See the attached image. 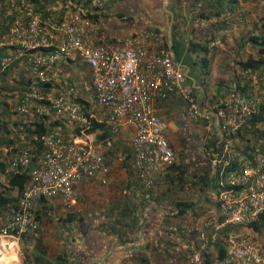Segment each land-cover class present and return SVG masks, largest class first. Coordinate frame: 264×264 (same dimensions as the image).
Segmentation results:
<instances>
[{
    "label": "built area",
    "instance_id": "1",
    "mask_svg": "<svg viewBox=\"0 0 264 264\" xmlns=\"http://www.w3.org/2000/svg\"><path fill=\"white\" fill-rule=\"evenodd\" d=\"M111 1L59 2L60 16H44L26 6L0 35V50L9 51L0 55V75L15 62L26 66L22 73L25 90L19 97L17 111L28 116L63 119L67 131L64 134L60 127L49 130L39 153L28 147L8 160L9 172L18 174L30 168V177L16 205L4 215L0 227L2 237L17 240L25 235L39 237L40 224L35 216L39 198L58 199L70 208L77 203L76 189L81 182L106 185L109 167L103 152L111 147L124 126L135 130L134 167L139 181L150 188L158 174L175 161L166 134L167 125L155 113L157 100L179 94L186 102L190 117L206 121L208 130L213 126L212 112L198 107L192 90L186 85L184 72L161 47L158 32L147 31L120 44L102 41L92 16L103 11ZM155 46L158 49L153 51ZM73 54L90 68L93 108L100 110L102 120L91 111V104L85 110V105L75 98L45 87L52 84L51 69ZM260 101V97L247 99L232 91L227 102L215 106L212 111L220 128V141L222 133L233 134L239 130ZM93 119L104 122L112 137L99 143L89 141L87 130ZM233 153L228 141L220 158L213 161L221 165L217 183L222 190L216 198L217 209L207 211L204 224L199 225L212 230L211 240L225 226L247 225L264 210V159L258 157L253 164L241 165L238 172L223 175ZM219 219L222 221L218 222ZM238 237H229L230 259L241 264H264V252ZM201 240L200 248L205 250L207 239L203 233ZM199 257L197 253L193 261L198 262Z\"/></svg>",
    "mask_w": 264,
    "mask_h": 264
},
{
    "label": "trees",
    "instance_id": "2",
    "mask_svg": "<svg viewBox=\"0 0 264 264\" xmlns=\"http://www.w3.org/2000/svg\"><path fill=\"white\" fill-rule=\"evenodd\" d=\"M66 1L25 0V5L47 16L52 15L51 5L57 2L65 4ZM180 1L174 0L177 5L181 4ZM18 2L14 10L6 11L3 8L0 12L2 21L0 35L8 29L12 20L20 15L24 6ZM183 3H191L193 10L200 8L195 19L198 22L206 19L219 21L225 17V24L223 23L217 30H226L229 27L227 16L236 12L240 0H184ZM92 18L95 21L97 19L96 16ZM212 39L213 37L202 43L190 42L188 45L189 51L196 56L202 54L197 59L205 75L209 72L208 54ZM240 41L236 46L239 72L235 70L234 73L233 92L247 99L261 98L255 112L244 119L240 129L233 134L222 133L221 141L216 131L207 134L202 139L199 149L197 147L191 149V146L183 147L181 150L173 149L174 163L160 172L148 189L143 186L136 174L132 149L122 141L111 144V147L103 152L109 167L108 181L111 174L120 170L124 172L126 180L123 183L119 182L117 195L105 200L104 206L97 212L93 211L92 206L84 205V196L77 195L76 205L70 207L63 216L55 217L56 224L59 222L65 227L75 228L81 239L79 247L69 245L68 252L46 260L42 249L37 248L40 236L32 237L35 253L32 254V259L27 253L24 254L23 264H71L75 263L77 257L80 258V264H99L97 260L111 248L135 244L138 240L140 244L124 250L123 258L116 264H241L231 260L228 255V240L233 235H238L239 239L248 241L264 252V210L247 225L225 226L212 240L210 239L212 230L199 226L204 224L206 212L215 210L218 206L216 198L222 189L218 186L217 179L221 165H215L213 161L220 158L223 145L229 141L234 152L229 165L224 168L223 175L238 172L241 165L253 164L258 157L264 159V13L258 21L252 23L249 30H245ZM8 53V50H0V55ZM17 63L12 64L0 75V131L5 134L4 145L9 149L7 153L0 150V176L5 179L4 183L0 182V227L5 213L16 205L30 177V168L18 174L9 172L8 160L14 153L28 147L36 149L39 153L43 137L49 130L60 127L64 134L67 133L63 119L56 120L46 115L42 117L23 115L17 111V105L11 107L8 104L9 96L19 99L25 90L21 78L18 77L17 81L12 78L15 86L8 81V76L12 73L11 68ZM256 73L254 82L253 77ZM45 87L48 91L54 89L51 83ZM77 102L84 104L85 110L90 108L84 99L79 98ZM90 123L87 130L89 141L99 143L112 137L109 127L104 122L93 119ZM10 128L18 130L20 134H13ZM0 144L3 147V143ZM35 158L36 155L32 161ZM97 185L98 188L103 187L100 191L108 186ZM211 188L215 200L208 195ZM50 200L43 197L36 202L35 216L39 224L43 222V218L52 214L50 210L54 207ZM61 205L63 206L62 203ZM82 205L84 206L81 207ZM77 206L80 208L78 211ZM220 221L222 219L218 220ZM140 231L141 236L138 239ZM201 233L207 239L205 250L200 248L203 243ZM25 238L26 236L21 237L23 240ZM197 253L200 254L199 261L194 262V255ZM110 255L106 259V264L108 262L110 264L115 257Z\"/></svg>",
    "mask_w": 264,
    "mask_h": 264
},
{
    "label": "crops",
    "instance_id": "3",
    "mask_svg": "<svg viewBox=\"0 0 264 264\" xmlns=\"http://www.w3.org/2000/svg\"><path fill=\"white\" fill-rule=\"evenodd\" d=\"M181 4H176L174 0H113L111 1L103 11L94 15L97 17V29L102 38V41L107 44H120L125 40L133 37L141 36L147 31H156L160 34L161 47H164L171 55L174 63L178 65L186 76V85L192 90V94L196 98L198 107L211 113L212 127L208 130V123L204 120L196 121L190 117L186 111V102L179 94L168 97L165 100H157L155 103V113L163 119L167 125V138L175 150H181L183 147L188 146L190 142H193L195 136H201L203 133L210 135L217 132L220 141V128L217 124L218 121L214 116L212 109L228 101L230 93L234 89V73L235 70L239 72V67L236 63L237 61V44L241 41V36L244 34V28L247 30L251 28V24L258 21L259 17L257 13L262 11L261 1H253V3L241 4L235 13L227 16V23L229 27L225 30H217L218 27L225 24V17L217 20H204L202 22L196 21V17L199 13L200 8L192 9L193 5L191 3H183L184 0L180 1ZM192 6V7H191ZM202 9H204L202 7ZM191 10H193L191 12ZM261 18V17H260ZM252 20V21H251ZM244 31V32H243ZM213 37L209 43L210 53L208 58L210 60L209 72L205 75L198 64L197 57L202 56L192 53L188 49L190 42H204L206 39ZM225 42V43H224ZM222 43H224L222 45ZM158 46H155L152 50L156 51ZM17 63V62H15ZM19 64V63H18ZM22 64V63H20ZM24 65V64H23ZM25 66V65H24ZM87 67L88 73L87 77L89 81L85 83L84 79L80 75V67ZM26 67V66H25ZM62 70H67L71 76L69 79V86L65 89L66 92L60 91L58 88V83L60 84L64 75ZM15 81L18 77L21 78L22 74L19 72L15 75ZM20 74V75H19ZM66 74V72H64ZM50 76L52 79V87L57 88V93H65L69 95L70 98L77 99L81 98L91 104V111L94 112L95 116L102 120L103 115L100 110L94 106V96L91 88V71L90 68L83 63L76 54L68 57L67 59L59 62L51 69ZM256 75L254 74V82H256ZM11 83V82H10ZM13 86L16 85L14 80H12ZM8 104L13 107L18 105V97L10 98L7 101ZM123 129V130H122ZM135 136V130L131 126H124L120 129L119 134L115 136L114 141H122L132 149V142ZM133 151V150H132ZM121 153H119L120 155ZM117 178L115 175L109 177L107 184L109 191L103 192L100 197L106 200L113 195H117L116 190L120 188V183L116 182ZM5 179L2 176L0 179L1 183H4ZM126 181V180H125ZM92 182H81L77 186V195L85 196L90 195L91 192L95 196H99V191L101 188ZM105 187V188H108ZM110 192V193H109ZM51 205L55 208L50 210L52 215L55 211L59 209L63 216L67 210L70 208H64L58 199H51ZM77 211L80 209L76 207ZM57 216V217H60ZM64 226V225H63ZM65 227V226H64ZM63 230L62 236H64V245L52 246L48 240L53 234L51 232L45 233L43 230L39 233L40 244L37 246L39 250L42 249L44 254V259L50 260L56 257L58 254L63 252H68L69 245L72 243H67L69 239L73 238L76 242H73L75 248L79 247L81 244V239L78 233L74 230L75 228L66 227ZM25 243L29 245V254L32 259V254L35 253L34 243L32 241V236L25 235ZM60 234H54V237L59 238ZM141 231L138 234V239H140ZM54 239L60 243V240ZM17 240V239H16ZM129 244L124 246H115L111 248L107 253H105L97 262L99 264H106V259L109 254L110 257L115 256L110 264H116L119 259L123 258V251L128 248L138 245ZM36 246V245H35ZM113 254V255H112ZM17 256V255H16ZM18 260V257H17ZM71 261V260H70ZM75 263L80 264V258L77 257ZM96 262V261H95ZM18 264H23L22 260ZM82 264V263H81ZM109 264V262H108Z\"/></svg>",
    "mask_w": 264,
    "mask_h": 264
},
{
    "label": "rangeland",
    "instance_id": "4",
    "mask_svg": "<svg viewBox=\"0 0 264 264\" xmlns=\"http://www.w3.org/2000/svg\"><path fill=\"white\" fill-rule=\"evenodd\" d=\"M18 1H20V4H21L22 7L23 6L26 7L25 0H0V12L3 10V8L6 11H9L11 9L14 10L15 6H17L19 4ZM240 1H242L241 4H243V5L245 3H248V2L249 3H253V0H240ZM260 1H261V5H262V11L257 13V16L259 17V19H260V17L263 16V13H264V1L263 0H260ZM58 3L59 2H57V4H55V5H51V7H50V10H51L53 16H60L61 15L60 6H59ZM22 11H23V9H22ZM259 19H257V20H259ZM0 22H2L1 19H0ZM243 30L247 31L246 27ZM224 43H222V45ZM199 55H201V54H199ZM240 56H242V55H239V57ZM25 68L26 67L23 64H18L17 63L16 65H14L11 68V72H12L11 75L8 76L9 83L10 82L12 83V78L14 77V72H16L15 75L18 72L20 74H22L25 71ZM79 69H80L81 78L84 79L85 83H87L89 81V79L87 77V73H88L87 67L81 66ZM64 72H66V74H64ZM62 74L64 75V77H63L61 83L60 84L58 83V88L60 89V91L66 92L65 89H67L68 88L67 86H69V83H70L69 79L71 78V76H69L70 73L67 70H62ZM23 78H24V75H23ZM57 90H58L57 88L53 89V91H57ZM63 94H65V93H63ZM9 97L12 98V96H9ZM0 118H1V116H0ZM10 129H11V132L13 134H15V135H17V134L19 135L20 134V133H18V130L13 129V128H10ZM205 136H206V133H203L201 136H195L193 142H190V144H188V146H191V149H196L195 147L198 148L200 146V143L202 142V139ZM3 137H5V134L3 133V131H0V142L3 143V147L0 144V150L2 149V152L5 153V150L7 149V147H6V145H4L5 142L3 140ZM119 156L121 157V154ZM115 166L118 167L117 164H115ZM114 175L117 178L116 182L123 183V181H125V175H124V172L122 170L114 172L113 176ZM0 179H2V176H0ZM109 187L108 188H104L102 191H99V196H95L93 194V193H95V191L97 189L94 192L90 193L91 196H89V194L85 195L84 196V202H83L84 205L87 204V206H92V209H93L94 212L100 211L101 210L100 208H102L104 206L105 200H106L105 198H103V197L101 198L100 196L102 194H104L103 192H105L106 190L109 191ZM208 193H209L208 194L209 197H213V200H215V194H214V191H213L212 188L210 189V191ZM84 205H82L81 207H83ZM86 208H88V207H86ZM61 213L62 212L59 209H57L55 211L54 215L51 214L50 217L43 218V222L40 224L39 233L41 231H43V230H46V231H44L45 233L51 232V234H53L48 240L50 241L52 246L54 245V247L55 246H61L62 244L64 245V242H62V241L65 238H64V236H62V238L60 240V237H61V234H62L63 230H65L64 228H66V227H64L59 222L57 224L55 223V217L60 216ZM54 234H60L59 238L54 237ZM56 238L58 240H60V243H58L57 240H55V242H54V239H56ZM73 242H76V240L71 238V239L68 240L67 243H72L73 244ZM137 244H140V241ZM28 249L30 250L29 245H27L25 243V240H23L21 238L16 240L14 238H10V237L7 238V237L0 236V264H18L19 262H21V260L23 261L24 254L29 252ZM27 255L29 256V254H27ZM17 257H18V260H17ZM29 258H30V256H29ZM27 260L29 261L30 259H27Z\"/></svg>",
    "mask_w": 264,
    "mask_h": 264
}]
</instances>
